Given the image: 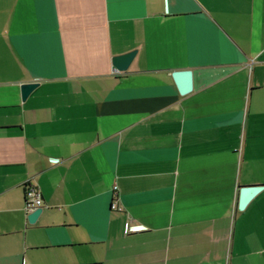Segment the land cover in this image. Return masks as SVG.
I'll use <instances>...</instances> for the list:
<instances>
[{
	"label": "crops",
	"instance_id": "crops-1",
	"mask_svg": "<svg viewBox=\"0 0 264 264\" xmlns=\"http://www.w3.org/2000/svg\"><path fill=\"white\" fill-rule=\"evenodd\" d=\"M255 185L264 0H0V264H264Z\"/></svg>",
	"mask_w": 264,
	"mask_h": 264
},
{
	"label": "water",
	"instance_id": "water-1",
	"mask_svg": "<svg viewBox=\"0 0 264 264\" xmlns=\"http://www.w3.org/2000/svg\"><path fill=\"white\" fill-rule=\"evenodd\" d=\"M136 51H131L122 55L114 56L112 65L117 71H126L132 61ZM172 77L176 82L178 90L181 94L187 93L192 89V73L190 70H176L172 72ZM37 86L36 83H24L21 85V98L24 100L28 94ZM264 186H243L239 189L238 209L242 210L247 203L258 193ZM42 212V207H38L34 212H31L27 219L33 224L37 221Z\"/></svg>",
	"mask_w": 264,
	"mask_h": 264
},
{
	"label": "built area",
	"instance_id": "built-area-1",
	"mask_svg": "<svg viewBox=\"0 0 264 264\" xmlns=\"http://www.w3.org/2000/svg\"><path fill=\"white\" fill-rule=\"evenodd\" d=\"M114 190H116V186L114 187ZM24 204L27 216L43 205L42 195L39 188L29 180L24 182ZM111 208L118 209L116 201L113 202Z\"/></svg>",
	"mask_w": 264,
	"mask_h": 264
}]
</instances>
